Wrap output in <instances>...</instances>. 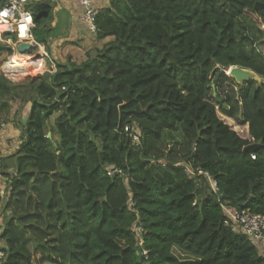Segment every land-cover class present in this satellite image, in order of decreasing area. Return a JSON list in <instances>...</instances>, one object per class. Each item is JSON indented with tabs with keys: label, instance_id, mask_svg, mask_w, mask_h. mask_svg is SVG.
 I'll return each mask as SVG.
<instances>
[{
	"label": "trees",
	"instance_id": "16d2710c",
	"mask_svg": "<svg viewBox=\"0 0 264 264\" xmlns=\"http://www.w3.org/2000/svg\"><path fill=\"white\" fill-rule=\"evenodd\" d=\"M31 12L43 44L51 8ZM96 29L110 41L84 62L22 83L0 43V125L21 129L0 162L2 264H264L222 209L264 217V83L227 75L264 79V0H110Z\"/></svg>",
	"mask_w": 264,
	"mask_h": 264
},
{
	"label": "crops",
	"instance_id": "0c3cea01",
	"mask_svg": "<svg viewBox=\"0 0 264 264\" xmlns=\"http://www.w3.org/2000/svg\"><path fill=\"white\" fill-rule=\"evenodd\" d=\"M109 1L110 0H93V4L100 10L108 7ZM5 2L6 0H0V8ZM31 7L51 8V19L43 23L46 30L52 31L56 29L60 22L62 23L63 29L67 30L66 35H58L54 37L55 39L53 37H48L49 39L46 45L39 44V52L36 53V57H34L41 59L43 65L42 72H40L39 75L54 73L57 64L65 65L68 62L81 64L86 60L88 52L94 49H100L106 42L110 41V39L97 41L94 36L86 34V30L81 22L82 8L78 5L76 0H30V10ZM62 12L66 13V15H62ZM15 53H17L18 56L23 55L19 52ZM6 64L3 66L2 71L6 68ZM28 111L29 105H27L22 112V119L27 117ZM54 118L51 119V122H53ZM20 145V127L12 122L7 123L0 140V162L15 154ZM5 165L9 166L7 169L8 173L15 172L14 168L11 166V162H7ZM5 182L6 179L0 177V190L2 192L5 190ZM0 226H2L1 207ZM261 249H264V247Z\"/></svg>",
	"mask_w": 264,
	"mask_h": 264
},
{
	"label": "built area",
	"instance_id": "2783aa9c",
	"mask_svg": "<svg viewBox=\"0 0 264 264\" xmlns=\"http://www.w3.org/2000/svg\"><path fill=\"white\" fill-rule=\"evenodd\" d=\"M76 2L82 8L81 22L85 30L90 35L95 36L97 32L96 18L99 9L94 6L93 0H76ZM29 3L30 0H6L5 4L0 8V26L4 27V30L0 32V43L10 48L13 52H18L17 48L20 44L30 45L32 52L36 48H39V44L36 42L33 34L34 18L29 9ZM12 73L7 68L2 71V74L9 80L12 78ZM5 127L6 124L2 123L0 125V140ZM124 131L131 136L134 144L137 145L139 143V132L136 126L126 127ZM251 159L254 160L255 156L251 155ZM120 173L110 167L107 174L112 176ZM198 174L204 176L209 181L210 187L214 192L217 191L216 182L208 173L198 171ZM2 193L4 195V192ZM222 209L226 219L225 224L230 225L232 231L244 234L260 247L264 245L263 216L254 215L248 211L228 206H223ZM143 255L146 257V252H143ZM6 256L5 251L0 248V264L5 261Z\"/></svg>",
	"mask_w": 264,
	"mask_h": 264
},
{
	"label": "rangeland",
	"instance_id": "374dc122",
	"mask_svg": "<svg viewBox=\"0 0 264 264\" xmlns=\"http://www.w3.org/2000/svg\"><path fill=\"white\" fill-rule=\"evenodd\" d=\"M62 15H66V13L62 12ZM59 17H60V15H59ZM61 24L62 23L60 22L58 27L56 29L52 30V31L46 30L44 25L41 24L40 26H38V28L35 29V34L37 35L39 40L44 41L43 44L46 45V43H48V39H49L48 37H53L54 38V37H57L58 35H66L67 30L66 29L64 30ZM85 32H86V34L89 35V33L87 31H85ZM261 50L264 53V43H263V45H261ZM38 52H39L38 48L33 50V52L31 53L32 57H36V53H38ZM13 56H17V53L12 51V55L7 59V61L3 64V66L6 63H8L10 58L13 57ZM39 61H41V59H39ZM3 66L1 67V72H2ZM37 76H40L39 73L36 74V75L31 74L29 76H20V77H18V79H15V80L13 78H11L10 81L14 82V83H22V82H26L28 79L36 78ZM221 96L224 97L225 95L223 93H221ZM54 117L55 116H53L52 118H54ZM169 145L171 146L172 144L170 143ZM119 177L125 179V176L122 173L119 174ZM2 224H3V222H2ZM135 231L138 232L139 230L136 229ZM0 233H1V230H0ZM3 247H4V243H3L2 240H0V248H3ZM262 247H264V245H262ZM171 253L173 254V256L178 258L180 261H183V262H193L194 261V258H192L191 256H189V255H187L185 253L180 252L179 250H176L175 248L172 249ZM263 254H264V252H263Z\"/></svg>",
	"mask_w": 264,
	"mask_h": 264
},
{
	"label": "bare ground",
	"instance_id": "6f19581e",
	"mask_svg": "<svg viewBox=\"0 0 264 264\" xmlns=\"http://www.w3.org/2000/svg\"><path fill=\"white\" fill-rule=\"evenodd\" d=\"M3 30L4 27L0 26V32ZM42 66V62L39 61V58H34L30 55H17L10 58L6 68L13 72L12 78L15 80L20 76L36 75L42 72Z\"/></svg>",
	"mask_w": 264,
	"mask_h": 264
},
{
	"label": "water",
	"instance_id": "95a60500",
	"mask_svg": "<svg viewBox=\"0 0 264 264\" xmlns=\"http://www.w3.org/2000/svg\"><path fill=\"white\" fill-rule=\"evenodd\" d=\"M18 52L23 55H31L32 53V47L28 44H20L18 46ZM227 75L230 78H233L235 82L239 85L243 84L244 82L247 81H254L258 84L264 83V79L258 77L256 74L249 70L241 69L239 67H232L228 70ZM27 122V117L23 118L21 120L22 124H25ZM257 145L249 146L248 148L245 149L246 153H252L256 151Z\"/></svg>",
	"mask_w": 264,
	"mask_h": 264
}]
</instances>
